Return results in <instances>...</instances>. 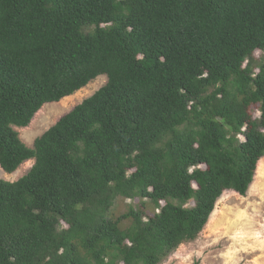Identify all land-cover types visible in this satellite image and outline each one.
Returning a JSON list of instances; mask_svg holds the SVG:
<instances>
[{
    "label": "trees",
    "instance_id": "16d2710c",
    "mask_svg": "<svg viewBox=\"0 0 264 264\" xmlns=\"http://www.w3.org/2000/svg\"><path fill=\"white\" fill-rule=\"evenodd\" d=\"M263 157L264 0H0V168L34 160L0 180V264H161Z\"/></svg>",
    "mask_w": 264,
    "mask_h": 264
},
{
    "label": "rangeland",
    "instance_id": "374dc122",
    "mask_svg": "<svg viewBox=\"0 0 264 264\" xmlns=\"http://www.w3.org/2000/svg\"><path fill=\"white\" fill-rule=\"evenodd\" d=\"M106 81V76L101 75L72 95L44 104L28 126L15 128L21 141L32 147L36 137ZM33 163V159L25 161L12 173L0 168V180L16 181L29 171ZM124 207L121 204L120 210H124ZM194 263L264 264V157L257 163L253 182L246 195L224 192L199 236L181 244L161 264Z\"/></svg>",
    "mask_w": 264,
    "mask_h": 264
}]
</instances>
